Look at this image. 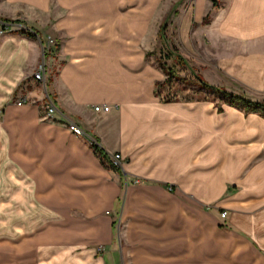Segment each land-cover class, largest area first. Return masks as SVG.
Listing matches in <instances>:
<instances>
[{"label": "crops", "instance_id": "1", "mask_svg": "<svg viewBox=\"0 0 264 264\" xmlns=\"http://www.w3.org/2000/svg\"><path fill=\"white\" fill-rule=\"evenodd\" d=\"M168 12L180 55L264 98V0H0L4 264H264V114L159 99Z\"/></svg>", "mask_w": 264, "mask_h": 264}, {"label": "rangeland", "instance_id": "2", "mask_svg": "<svg viewBox=\"0 0 264 264\" xmlns=\"http://www.w3.org/2000/svg\"><path fill=\"white\" fill-rule=\"evenodd\" d=\"M169 12L164 15L157 24V37L155 45L152 49L146 51L147 57L156 64V67L161 73V77L154 82V93L159 97L161 101H171V100H201L207 104L216 108H221V105L228 104L224 97L204 86H202L196 79V75L201 76L205 81L212 85L223 87L225 90L236 92L239 94L247 93L250 95L255 94L252 91L244 90V88L235 83L228 87L227 82L224 84H219L218 78L215 76V72L212 67H205L202 64H198L192 56L185 54V56L180 55L178 51V46L176 43L175 32L168 31V16ZM43 52V51H42ZM44 54H42V60ZM218 73V72H216ZM234 87V88H232ZM243 91V92H242ZM243 95V94H242ZM245 96V95H244ZM247 97V96H246ZM262 97V96H261ZM250 98V97H248ZM252 99V98H250ZM259 100V99H253ZM259 101H264L261 98ZM41 115L45 116L44 110L40 107ZM93 138V137H92ZM94 139V138H93ZM96 144V143H95ZM115 153V152H114ZM110 153V154H114ZM118 154V153H117ZM111 161V158L109 156ZM112 162V161H111ZM113 163V162H112ZM115 167L117 163H113ZM119 174L120 171L118 170ZM118 200L121 198V193L116 194ZM6 197L5 192L0 194V199L4 200ZM114 212V211H113ZM5 211L0 209V215H4ZM112 214L111 224L113 225V233H116L117 217ZM3 226H0V264H4V251L6 248H11V244L15 245L14 242H5L3 234ZM96 251H100L102 246L97 244L94 246Z\"/></svg>", "mask_w": 264, "mask_h": 264}, {"label": "trees", "instance_id": "3", "mask_svg": "<svg viewBox=\"0 0 264 264\" xmlns=\"http://www.w3.org/2000/svg\"><path fill=\"white\" fill-rule=\"evenodd\" d=\"M13 21H14L13 19H10L8 17L0 16V27L3 28L5 26V23H9V22H13ZM20 31H23L29 35H32V33L28 30L20 29ZM196 79L198 80V82L202 86L222 95L224 97V100L227 103L234 104V105L242 107L243 109H246V110L259 111V112L264 114V101L253 100V99H250V98H248L242 94L225 90L223 87L212 85V84L208 83L207 81H205L199 75H196ZM90 145L92 146V148H93L95 154L97 155L99 161L104 166L116 168L115 165L110 161L108 154L102 148H100L95 143H92Z\"/></svg>", "mask_w": 264, "mask_h": 264}, {"label": "built area", "instance_id": "4", "mask_svg": "<svg viewBox=\"0 0 264 264\" xmlns=\"http://www.w3.org/2000/svg\"><path fill=\"white\" fill-rule=\"evenodd\" d=\"M46 39V45L44 47H42V51L43 54L45 51H47L48 47L50 45L54 44V40L50 35H47L45 37ZM32 78L35 79L39 84H41L44 87V83H45V74H44V63L41 60L40 62L37 63L34 71L32 72ZM24 99H17L16 103H20L21 101H23ZM109 108V105L106 103H101V104H94L92 105V109L93 110H102V111H106ZM43 110H44V114L45 115H50L51 113L54 112L55 110V106L51 100V98L46 94L44 97V102H43ZM67 127L74 133H78V134H82L83 137L86 139V141L89 144L95 143V140L92 138L91 135H89L88 133L84 132L80 126H78L74 121L72 120H67L66 121ZM110 158L111 161L113 163H117L118 162V154L114 153V154H110ZM225 213L224 210H222L220 212L221 215H223Z\"/></svg>", "mask_w": 264, "mask_h": 264}]
</instances>
